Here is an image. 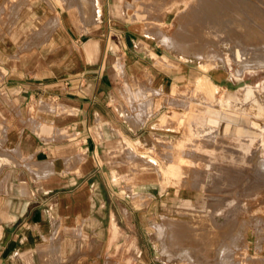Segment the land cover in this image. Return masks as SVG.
<instances>
[{
  "label": "crops",
  "instance_id": "crops-1",
  "mask_svg": "<svg viewBox=\"0 0 264 264\" xmlns=\"http://www.w3.org/2000/svg\"><path fill=\"white\" fill-rule=\"evenodd\" d=\"M89 1L0 0V264H117L114 232L136 227L108 163L152 24L127 21L140 0Z\"/></svg>",
  "mask_w": 264,
  "mask_h": 264
},
{
  "label": "rangeland",
  "instance_id": "rangeland-1",
  "mask_svg": "<svg viewBox=\"0 0 264 264\" xmlns=\"http://www.w3.org/2000/svg\"><path fill=\"white\" fill-rule=\"evenodd\" d=\"M13 1L12 6L18 10V0ZM174 1L187 8L166 12ZM201 3V0H140L136 7L144 17L127 21H149L168 41L177 39L183 46L185 38L179 32L187 28L189 19L185 15L192 14ZM234 4L245 7L236 10L251 23L245 28L251 36L248 41L242 38L244 30H236L238 44L251 50L246 66L233 54L226 65L204 57L199 61L162 46L148 33L139 37L138 49L148 45L155 57L146 58L144 74L124 82L120 105L123 114L119 116L124 135L117 137L110 153L112 161L108 163L114 184L120 190L121 203L128 210L123 213L136 227L132 231L116 229L118 240L111 248L113 254H108L113 259L108 261L131 264L138 255L139 262L144 260V264H264V213L234 219L212 256L204 255L194 245L183 244L180 231L172 230L177 215L195 210L209 215L213 201L227 198L240 201L261 189L259 202L264 203V114H258L264 112V32L255 35L252 31L258 29L251 26L254 20L255 25L264 20V0H234ZM230 29L235 31L233 27ZM148 30L153 31L152 26ZM206 83L212 85L214 97L220 102L210 104L205 100ZM246 86L253 89L252 93L233 100L237 101L238 110H252L258 116L257 126L246 122L244 114L226 110L229 95ZM149 103H153V114L131 133L128 130L131 121L139 120L142 109V113H147L151 109ZM203 115H210L215 123L200 128L193 123L194 131L198 129L200 133L191 135L189 123L195 118L201 120ZM110 120H114L112 116ZM204 128L208 130L202 131ZM149 159L163 172L157 173ZM206 161L215 165L212 171L194 163ZM140 169L144 170L143 188H135L137 193H132L131 188L141 181L136 174ZM123 174L127 176L125 179ZM118 217L122 222L124 217L119 213ZM157 233L160 238H154ZM186 250L190 260H180L179 254Z\"/></svg>",
  "mask_w": 264,
  "mask_h": 264
},
{
  "label": "bare ground",
  "instance_id": "bare-ground-1",
  "mask_svg": "<svg viewBox=\"0 0 264 264\" xmlns=\"http://www.w3.org/2000/svg\"><path fill=\"white\" fill-rule=\"evenodd\" d=\"M79 2L81 4V7L85 9L86 12L88 11L87 9L90 7V5H92L89 0H79ZM201 2H202L200 4L201 6H199L197 9L192 11V14L185 15L186 18L189 19V21H187V28L186 30H182L179 32V34H181V36L185 38L184 42H182V43H185V45L183 46L180 45L181 42L177 41V39L174 41L173 40L168 41L167 36H165L164 34H160V31H159L160 29H158L157 27H154L155 26L154 24L151 25L153 28V31L149 30L148 34L150 36L152 35V38L156 39V41L159 42L162 46L169 48L171 50H176V52H178L180 55H183V56L192 55L199 61L203 60L204 58H207V60L210 59L212 63L214 62L216 64L222 63L226 65L229 63L231 59V55L233 54L236 60L241 61L243 66H246V61H249L251 59L250 57L251 50H246L242 48L243 47L242 45L238 44L240 42L238 40V35L236 34V30H244V32H242L243 40L248 41L251 37L250 32L247 33L245 31V28L250 26L249 24L251 23L248 22L247 18L244 17L243 15L242 16L238 15L239 10H241V8L244 9L245 7H242V6L240 7L238 5L236 6L234 4V0L233 1H230V0H201ZM183 8L186 9L187 7L186 6L184 7V5H181L180 3L174 1V3H172L169 7L166 8V12H169V11L177 12L178 10H182ZM236 8H238L239 10L237 9L238 10L237 11ZM163 14H164V11H163ZM231 15H232V18H231ZM263 21L264 20H261V24L255 25L256 22L254 20L253 22L254 26L253 25L251 26L252 28L253 27L257 28L258 30H253L252 31L253 34L256 35V33L258 34V33L264 32ZM231 27H233L235 31L230 29ZM154 28L156 29L154 30ZM221 34H223V37H220ZM203 51L206 52L205 55L203 54L204 53ZM205 86H206L205 95L203 96L205 100L210 104H214L215 102L217 103L220 102V99H216L214 97V88L212 87V85H208L206 83ZM252 91L253 89L251 87L246 86V87L240 88L238 90V93L230 94L228 97V101H227L228 107L226 110L230 112L231 114H235V113L241 114V115L244 114L247 120L246 122H248L249 124L253 126H257L256 118L258 116H255L254 113H252V110H246L243 108L238 110L237 101L233 100L235 98H238L239 96L240 97L244 96L246 98V96L248 97L252 93ZM147 102H148V99H147ZM251 104H253V102H251ZM150 106H151V109L147 111V113L145 112H144L145 114L142 113L143 112V109H142L141 110L142 112L139 111L141 113H138V114H142L141 116L136 114L137 116H139V120L135 117L137 121H131L132 122L131 127L133 129H136L140 123H143L148 118V116L153 114V110H152L153 103ZM230 109L232 110L230 111ZM258 114H260L261 116L262 114H264V112L260 111L258 112ZM209 117L207 116L205 117L203 115L201 116V120H199L200 119L199 117V119L195 118L193 121H191L189 123L190 134L192 135L195 133L198 135L200 133L198 129L194 131V127L192 126L193 123L196 124V127L199 126V128L200 126H203L209 123L214 124L215 121ZM205 128L202 131H205L206 130ZM129 152H130V149H129ZM149 161L151 162V164L155 166L157 173L163 172V170L159 167V165L153 159L151 160L149 159ZM180 161L183 162L184 160L180 159ZM194 163L197 165L208 166L210 171H212L215 168V165L212 163H209V161L194 162ZM139 166L141 165L138 164V167ZM169 166H170V169L175 170L174 167H171L173 165H169ZM136 174H138V179L141 181H137L136 187H134V189L131 188L132 193H137L136 189H142L143 184H144L142 180L144 178V175H142L144 174V170L140 169ZM126 177H127L126 175L124 174L122 175L123 179H125ZM261 193H262V190L257 189V190L252 191L249 195L243 196V198L240 201H237L234 198H227L222 201L221 200L213 201L212 206L210 208L211 213L209 215L200 212V210L180 213L179 215L176 216V220L174 222L172 230L180 231V234L182 235L183 241H184L183 244L188 245V247L194 245L197 248H200L204 255L212 256L216 252L219 242L221 241L223 236L228 232L229 227L234 222V219L239 218V217L243 218V217L254 215V214L256 215V214L264 213V203L259 202ZM160 233H162V231ZM160 233H157L156 236H154V238L156 237L160 238V235H161ZM178 258L180 260L181 259L190 260L187 250L184 253L179 254Z\"/></svg>",
  "mask_w": 264,
  "mask_h": 264
}]
</instances>
